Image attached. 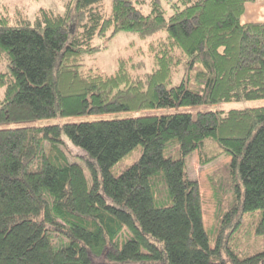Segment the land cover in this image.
<instances>
[{"label":"trees","instance_id":"1","mask_svg":"<svg viewBox=\"0 0 264 264\" xmlns=\"http://www.w3.org/2000/svg\"><path fill=\"white\" fill-rule=\"evenodd\" d=\"M261 1L165 0L166 16L162 0L147 14L136 0H67L63 12L0 16V124L263 100L264 24L241 22ZM120 31L163 34L147 43L151 70L130 57L111 74L84 69L94 39ZM193 152L200 166L230 159L208 175L215 247L185 170ZM257 211L264 234V106L0 130V264H227L221 234ZM230 254L264 264V250Z\"/></svg>","mask_w":264,"mask_h":264},{"label":"rangeland","instance_id":"2","mask_svg":"<svg viewBox=\"0 0 264 264\" xmlns=\"http://www.w3.org/2000/svg\"><path fill=\"white\" fill-rule=\"evenodd\" d=\"M67 0H0V16H9L13 22H19L21 19H32L34 14L40 9H51L55 12H63L64 4ZM135 4L140 10L147 14L149 12V0H136ZM166 16L170 14L168 4L162 0ZM163 35L161 32L149 37L146 40L139 38L134 31H120L108 40L95 38L93 46L100 47V51L93 54H85L82 60L84 69H92L104 74H111L116 69L117 59L120 57H130L134 62H143V71L149 72L152 68L151 60L146 52V46L149 41ZM264 106L263 100L254 101H235L218 104L200 105L194 107H178L147 110L144 112H118L104 114L100 116H69V117H53L49 119L31 121V122H9L0 124L2 129H14L21 127H44L51 125H64L70 123L90 122L99 120H111L125 117H138L141 115H166L178 112H188L194 114L199 111H229L240 110ZM49 146L46 144V150ZM140 157V150L136 149L129 156H125L118 163L114 164L110 172L113 175H119L122 170L136 162ZM72 163L82 166L86 176L88 185L91 184V177L88 170L84 167L81 159L68 156ZM229 157L220 156L209 163L207 166H200L196 152L185 157V170L189 177L198 181L201 197V209L203 227L209 234L210 245L215 247L218 242V234L216 225V201L213 196L212 188L208 182V175L218 168L222 167L229 161ZM260 212L245 214L242 224L238 230L230 232L227 227L224 229L220 238V257L226 260L227 264H233L231 254L235 253L239 258H245L264 250V234L260 233ZM215 229V230H214Z\"/></svg>","mask_w":264,"mask_h":264},{"label":"crops","instance_id":"3","mask_svg":"<svg viewBox=\"0 0 264 264\" xmlns=\"http://www.w3.org/2000/svg\"><path fill=\"white\" fill-rule=\"evenodd\" d=\"M242 23L259 22L264 24V1L248 3L241 17Z\"/></svg>","mask_w":264,"mask_h":264}]
</instances>
